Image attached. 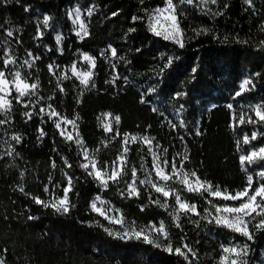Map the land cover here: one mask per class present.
I'll return each instance as SVG.
<instances>
[{
    "label": "trees",
    "instance_id": "1",
    "mask_svg": "<svg viewBox=\"0 0 264 264\" xmlns=\"http://www.w3.org/2000/svg\"><path fill=\"white\" fill-rule=\"evenodd\" d=\"M159 3L161 0H145L143 5L140 0H20V3L12 0L7 5L0 3V67L3 66L4 47H10L18 64L28 59V49L33 55H39L40 59L33 61V67H24L22 73L29 81L39 77L38 91L39 96L44 97L43 103L54 104L57 111L69 118L79 114V134L90 154L95 150L94 155L101 166L107 161L110 169L111 161L123 147L124 131L147 133L154 137V144L158 142L161 145L160 153L167 148L164 156L169 160L175 157L179 162L182 155L176 154L186 153L189 159L185 161V167L188 170H195L202 179L234 193L246 183V172L241 170L238 160L237 139L243 132L250 135L253 126L229 127L230 110L226 104L233 102L237 112L243 110L247 113L249 104L264 99V49L256 47L264 39V32L260 31V21L264 20V0H253L255 13L244 0H218V5L209 4L213 9L228 4L219 16L185 5V14H178L180 27L185 30L183 48L148 31L146 20H131L132 15H144V7L151 9ZM24 5L29 6L28 11L24 10ZM75 5L82 8L83 18L89 27L90 35L83 40L72 31L74 26L67 16ZM89 6L95 8L91 17L84 11ZM117 10L116 16H112L111 12ZM44 13L52 17V26L43 29V37L36 38L37 19L42 21ZM129 27L135 31L125 38ZM202 27L209 31L199 34L192 31ZM4 28L11 29L13 35L8 36ZM57 33L62 36L59 46L55 42ZM17 39L20 43L16 42ZM109 44L117 48L116 58L111 57ZM57 47L63 48L62 54ZM77 49L96 56L93 79L97 87L87 88L81 93L79 80L68 74L70 79L61 80L65 91L57 90L53 96L56 76L48 71L47 65L70 66L72 60L78 59L80 52ZM101 53L107 54L108 59ZM121 56L124 60L119 59ZM167 56L174 57L173 64L160 74L159 68ZM109 61L116 65L118 78L115 84L105 83L113 72ZM193 66L198 68L195 74L191 73ZM256 73L259 75H254ZM59 74L56 71V75ZM193 75L196 76L194 80L190 79ZM245 77L252 79L248 91L240 97H233L232 92L238 90ZM149 87H155L156 91L148 93ZM175 91H183L187 95L176 98L173 95ZM140 94L150 97L147 104L139 101ZM77 98L80 103L76 102ZM180 105L183 109L177 114L176 109ZM24 110V106L13 99L14 119L9 124L0 125V257L4 258L5 264H141L145 258L150 260V264H189L175 253L157 249L142 240L123 241L109 236L104 231V227H108L107 221L90 208V202L97 194L119 208L126 222L135 221L137 226H144L150 220L158 224L163 219L174 245L179 243L178 237L183 236L196 250L197 255L191 258V264H213L221 252L219 243H229L233 237V242L248 244V264H264V231L250 226L253 238L247 239L203 219V210L209 207L204 199L207 192L188 191L174 179L158 181L176 188L183 200L196 204L199 215L181 214L179 228L169 216L175 206L174 194L167 198L168 209L150 204L145 186L139 184V197L128 198L126 193L125 196L119 194L126 188L125 181L131 178L133 164L138 168V177H144L143 170H139L141 156L146 168L152 172L153 180H156L147 145L139 140L128 143L127 175L119 183L109 181V187L102 189L94 176L79 166L84 159L74 140L66 142L53 122L47 120L46 113L43 117L46 122L41 123L39 115L26 119L22 115ZM38 110L39 103L34 106V111ZM104 112H111L113 116L119 114L122 118L119 125L113 124L110 132H105L100 124L99 116ZM3 118L0 114V119ZM180 118L185 121L183 128L179 127ZM169 120L176 123L177 128H172ZM38 127L44 129V136H40ZM197 128L200 135L196 134ZM117 129L119 136H116ZM256 130L264 132V125L257 126ZM13 131L22 136L19 144L10 139ZM113 136L116 138L112 139ZM8 144L15 150L11 156L6 155ZM261 144H264V136L258 135L250 145H244L241 140L240 148L246 152L250 146ZM16 152L20 155L17 156ZM61 156L69 159L71 168H65ZM52 160L56 162L55 168ZM261 167H264V160L246 164L248 172L254 176L253 186L260 180L256 173ZM21 170L25 171L23 178L20 177ZM64 171L72 176L73 184L69 201L74 207L68 214L36 204L32 196L26 195L32 193L44 200L50 199L53 193L61 195L62 186L67 183ZM46 183L49 185L47 193L44 191ZM17 185L25 191L21 192ZM152 196L153 199L160 196L163 202L162 194L152 190ZM211 199L214 203L224 202L219 197ZM140 204H144V210ZM29 216L33 218L29 219Z\"/></svg>",
    "mask_w": 264,
    "mask_h": 264
},
{
    "label": "snow or ice",
    "instance_id": "2",
    "mask_svg": "<svg viewBox=\"0 0 264 264\" xmlns=\"http://www.w3.org/2000/svg\"><path fill=\"white\" fill-rule=\"evenodd\" d=\"M12 0H0V3L5 5L10 4ZM16 3H20V0H15ZM145 0H140V4L143 5ZM244 3L251 6L253 13H255V6L253 0H244ZM218 5V0H161V3L155 5L153 8L149 9L144 7L142 9L144 15H132L131 20L137 21L146 20L148 31L153 33L155 36L163 37L164 40L172 41L175 45L183 48L185 46V30L180 27L178 14L183 16L185 14V5L195 6L199 8L200 11L205 14L212 16H219L222 14L223 9L228 7V4L225 3L223 8L217 7L213 9L209 6ZM98 7V6H97ZM29 6L24 5V10L28 11ZM84 11L87 12L88 16L91 17L92 13L95 11L94 7H86ZM117 11L111 12L112 16H116ZM82 8L77 6L67 12V16L71 19L73 24V29L76 33L78 39L83 40L85 37L89 36V27L88 23L81 15ZM52 17L48 13H44L42 16V21L37 19L35 37L40 38L44 36L43 29H48L52 25L50 21ZM260 31L264 32V20L260 21ZM4 32L8 36H12L13 32L9 28H4ZM135 31L133 27H129L125 33V38L128 33ZM196 34H199L201 31L208 32L209 29L206 27L192 29ZM227 39V37H225ZM62 40L61 34L57 33L55 35L56 45L59 46ZM17 43L20 41L17 39ZM246 43V41H245ZM48 48L47 45H45ZM110 49L111 57H117V48L112 44L107 45ZM257 48L264 49V39H261L257 44ZM50 50V49H49ZM57 51L61 54L63 53L62 47H57ZM80 49H77V52H80ZM139 51V49H136ZM105 59H108L107 54L101 53ZM28 59H25L22 64H18L17 57L13 55L10 47H4L2 64L0 67V114L3 115V119H0V125L9 124L14 119L12 115L13 110V99L17 104L23 105L25 110L22 112V115L30 120L33 115L41 116V123L46 122L43 117L46 113L47 120H51L54 124L55 129L59 130V135L67 141H73L78 146L83 156L84 162L79 166L85 169L88 172V175H94V178L100 185L102 189H107L109 187V181L113 183H119L121 178L127 173L125 172V165L127 163V153L129 148L127 147L128 143L135 142L139 140L143 145H147V151L151 154V168L155 172L156 180L152 178V172L149 171L145 164L143 163L144 157L141 156L140 160L142 163L139 165V170H143L145 173L143 178L138 177V168L135 164L131 166V178L130 180L125 181L126 188L123 191H120L121 196L139 197L141 193V188L137 184L144 187V191L147 193V198L150 204L157 205L160 208L168 209V197L171 194L175 195V206L172 208V211L169 213L171 217V222L175 223V226L179 228L181 226L180 215L187 213H195L199 215L196 204L189 203L186 200H183L180 196L179 191L176 188L168 187L166 184H162L158 181H169L170 178H175L179 180L180 183L188 190L200 192H207L208 195L204 196V199L208 202L209 207H205L203 212V219L207 220L209 223H214L216 226H223L224 228L230 230L234 233L242 234L247 239H252L253 234L250 231V226L254 230L264 231V167H261L260 170L256 173L259 176L260 180L256 182V185L253 186L254 176L251 172H248L246 164L251 165L258 160H264V144L260 146H250L245 152L240 148L241 140L244 145H250V141L256 140L257 136H264V132H258L256 130L257 126L264 125V99L258 103L249 104L248 112L240 110L237 112L234 108L233 102H228L226 107L230 110V120L229 127L237 128L239 125H248L253 126V130L249 135L248 132H243L242 137L237 139V148L240 151L238 156L239 164L241 170L246 172V183L242 188L236 190L234 193L228 189L221 190L219 185H213V183L207 179H202L195 170H187L185 167V161L189 159L186 153L181 154L177 153L176 155H182V159L179 162L176 161L175 157L169 160L164 153H167V148L163 149V152L158 153L154 149H160L161 145L157 142L153 144L154 137L149 136L147 133L141 134L139 132L132 133L129 131L123 132V139L121 144L123 145L120 152L117 153L115 160L111 161V167L109 169V164L107 161L102 162L101 166L97 162V158L93 154H90L88 147L85 146L83 137L80 136L77 128V118L78 113L73 117L69 118L67 115L61 114L57 111L56 107L52 103L45 104L42 101L44 97L39 96V87L40 81L37 76L35 79L29 81L23 74L21 69L24 67L31 68L33 67V61L40 59L39 55H33L31 49L27 50ZM80 60L87 62V69L78 68L77 61L72 60L70 65L71 74L79 80L81 86V93L87 88H96V82L93 79L95 73L93 69L96 66V56L89 54L87 51H83L79 56ZM120 60H124V57H119ZM174 57L167 56L163 61V66L159 68V73L163 74L166 69H169L173 64ZM127 62V61H125ZM111 64V61H109ZM11 67L10 72L9 66ZM113 69L111 79L106 80L105 83L115 84L118 78V73L116 72V65L111 64ZM60 68V65L55 63H49L47 69L50 73L56 76V86L52 89V94L55 96L57 90L59 92H64L65 88L63 87L61 80L70 79L69 75L65 71H61L59 75H56V70ZM198 68L196 66L191 67V73H197ZM31 75V73H29ZM254 75H259L256 73ZM11 76V78H9ZM190 79H196V76L193 75ZM126 80V78H125ZM252 83L250 77H245L240 81L238 85V90L232 92L233 97H240L241 94L248 91V86ZM156 91L155 87H149L147 89L148 93H153ZM176 98L184 97L187 95L183 91H175L173 94ZM48 99H52L49 97ZM150 97H146L145 94L139 95V101L141 103L147 104ZM77 103H80L79 98L76 100ZM39 103V110L34 111V106ZM183 109V105H180L176 109L177 114ZM112 117V119H108ZM55 118V119H53ZM102 126L105 132L112 131V121L114 120L116 125H119L121 122V116L119 114H113L111 112L103 113ZM63 122V124H62ZM169 124L172 128H177L176 123H172L169 120ZM71 125L72 130H68L67 126ZM185 126V121L179 119V127L183 128ZM148 127H151L150 125ZM37 131L40 136H44L46 133L42 127H38ZM8 135V133H5ZM196 134L200 135L199 128L196 129ZM120 132L116 130V136H119ZM116 136H113L112 139H115ZM10 139L19 144L22 140V136L18 132H11ZM183 140V137H180ZM107 143V141H104ZM14 148L11 144L7 146L6 155L11 156L14 152ZM17 156L20 153H15ZM61 160L65 168H71L72 164L66 156H61ZM52 167H56L55 160H52ZM170 166V171H166ZM63 171V170H62ZM63 175L67 178V183L62 186V194L56 195L53 193L50 199L44 200L39 195H33L32 193H26V195L32 196V199L36 204L42 205L45 208L50 207L56 212H62L68 214L70 208L74 207L69 201V193L73 187L72 176L68 174L67 171L63 172ZM25 176V171H20V177ZM51 175H49V181H51ZM150 186V188L148 187ZM21 192H24V188L21 185H17ZM53 189L56 188V185L53 184ZM152 190L155 193L162 194L163 202H161V197L157 196L153 199ZM44 191L49 192V185L44 184ZM211 197H219L223 199V203L213 202ZM259 198V199H258ZM235 202V203H230ZM99 202L100 206H98ZM110 202L105 201L101 195H95L94 199L90 202V208L95 213H98L100 217H103L109 222V224L119 225V228L113 227H104V231L112 237L123 241H130L135 239L137 241H143L144 243L153 246L157 249H163L164 251L172 254L175 253L179 257H182L185 261L191 264V258L196 257L197 252L194 250L189 243L185 241L183 236L178 237L179 243L175 244L172 240V235L166 227L165 221L163 219L159 220L157 224L155 221H148L144 226H137L135 221L126 222L125 217L120 213V209H115L116 215L109 214L113 209L106 207L105 205ZM144 204H140L141 210H144ZM231 214V215H229ZM247 217V219H245ZM29 219L33 217L29 216ZM95 221H90L92 223ZM234 237L229 243H219V249L221 250L219 256L213 261V264H248L246 259L249 246L247 243L233 242ZM190 254V255H189ZM0 264H5L3 257H0ZM141 264H150V260L142 259Z\"/></svg>",
    "mask_w": 264,
    "mask_h": 264
},
{
    "label": "rangeland",
    "instance_id": "3",
    "mask_svg": "<svg viewBox=\"0 0 264 264\" xmlns=\"http://www.w3.org/2000/svg\"><path fill=\"white\" fill-rule=\"evenodd\" d=\"M78 5H75V6H73L72 8H70L69 10H71V9H73V8H75V7H77ZM81 15H82V18H83V13L81 12ZM60 34V33H59ZM61 44V43H60ZM81 53L82 52H80L79 54H78V59L76 60L77 61V67L78 68H83V69H87V62L86 61H83V60H80L79 59V56L81 55ZM11 65L9 66V72H10V70H11ZM57 72H61V71H65V72H67V74H70V75H72L71 74V71H70V66H65V67H61V68H59V69H57L56 70ZM23 74V73H22ZM24 75V74H23ZM9 78H11V76H9ZM104 118H103V113L99 116V120H100V124H101V126H102V120H103ZM108 119H112V117H109ZM115 123V121L113 120L112 121V126H113V124ZM62 124H63V122H62ZM103 127V126H102ZM67 129L68 130H72V126L71 125H68L67 126ZM154 144V143H153ZM155 145V144H154ZM154 150H156L158 153H160V151L158 150V149H154ZM187 169V168H186ZM188 170V169H187ZM166 171H170V166H169V168H167L166 169ZM190 171V170H189ZM94 176V175H93ZM170 179H174V180H176L175 178H170ZM177 181H179V180H177ZM180 182V181H179ZM100 195V194H99ZM172 195V194H171ZM101 197L105 200V201H108V200H106L102 195H101ZM259 199V198H258ZM109 202V201H108ZM97 204H98V206H100V204H99V202H97ZM106 207H110V208H112L113 210L109 213V214H112V215H116L117 213L115 212V209H119V208H117V207H115L113 204H111V203H109V204H107V205H105ZM120 213H122L121 211H120ZM98 214V213H97ZM229 215H231V214H229ZM245 219H247V217L245 218ZM107 221V220H106ZM107 223H108V227H113V228H119L120 226L119 225H115V224H109V222L107 221ZM247 259V258H246Z\"/></svg>",
    "mask_w": 264,
    "mask_h": 264
}]
</instances>
